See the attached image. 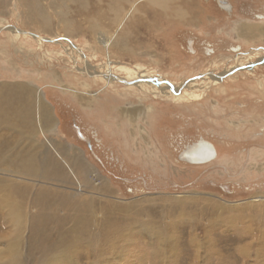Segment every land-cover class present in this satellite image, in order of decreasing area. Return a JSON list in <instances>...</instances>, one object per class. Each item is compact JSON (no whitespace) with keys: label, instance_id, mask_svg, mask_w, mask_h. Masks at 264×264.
<instances>
[{"label":"rangeland","instance_id":"1","mask_svg":"<svg viewBox=\"0 0 264 264\" xmlns=\"http://www.w3.org/2000/svg\"><path fill=\"white\" fill-rule=\"evenodd\" d=\"M84 1L0 0V86L53 90L79 139L70 158L48 141L55 158L26 172L0 158V201L11 185L29 186L18 225L0 206V264L10 240L25 264H48L34 245L45 224L31 219L40 189L93 206L95 244L106 248L92 246L88 260L76 239L75 264H264V0H121L119 23L110 0ZM250 26L262 31L241 29ZM84 60L92 71L109 60L121 80L84 73ZM137 73L180 93L125 82ZM199 139L217 155L190 164L181 154Z\"/></svg>","mask_w":264,"mask_h":264},{"label":"bare ground","instance_id":"2","mask_svg":"<svg viewBox=\"0 0 264 264\" xmlns=\"http://www.w3.org/2000/svg\"><path fill=\"white\" fill-rule=\"evenodd\" d=\"M127 1H129V0H127ZM169 1L170 0H150V3L159 5L161 7H165ZM220 2L225 5L224 7H229V6H227L226 1L221 0ZM83 3H82V5H84ZM109 6L114 11V15H113L114 17H112L114 22L119 23L120 21H122L123 18H121V12H122L121 0H110ZM183 14L184 13H182V16H183ZM124 16H126V15L124 14ZM256 18L262 19L264 17L260 16V14H258V15L256 14ZM241 29L242 30L247 29L248 31H251L252 28L244 27ZM14 31H16L18 33L19 32L23 33L22 30H18V29H14ZM248 33H250V32H248ZM27 34L31 35L30 33H27ZM110 37L111 36H108V35H106V37H105V35H102L98 39L99 40H106V46H109V45L111 46L114 43L111 42ZM38 38L45 40L42 37L40 38V36H38ZM125 39H126L125 36H123L121 41L123 42ZM118 46H119V44H118ZM239 48H241V47H233V48H231V51L237 52L238 50H240ZM84 61L87 62V63H85V67L83 68L84 73H88V74L91 73V75L94 76V78H102V79L106 80L107 83H110L113 79H117L119 81L121 80L119 77L112 75L113 71H112L111 65H113V64L109 60L106 61V64H105L106 67L103 71H92L95 68H93L88 63V60H84ZM125 69L127 70V68H125ZM228 70H230V68ZM128 71H130V70H128ZM212 75H215V74L212 73ZM152 77H150V75L145 74V73H137V75L134 78L126 79L125 82L129 81V80H133V79L135 80L136 79V81L134 83L137 86H141V85L151 86L154 89H160L161 91H163V93L166 92L169 96L179 95L180 92L179 93L177 92L176 87L173 88V86H171V84H168V82L166 83V81H165V84L167 85L166 86L167 90H166V89H164L163 85H162V87H160V85H158L159 84V83H157L158 79L156 80ZM215 77H213L212 80H219L220 79L219 78L220 76L219 77L215 76ZM163 82H164V80H163ZM37 95H38V93H37ZM39 98H40V96H39ZM21 112H23V111H21ZM26 115H27V113H26ZM20 122H22V121H20ZM38 122H39V119H38ZM10 128H11V126H10ZM16 135H18V134L16 133ZM48 141L50 143V144L49 143L48 144L50 146H52L51 145L52 143L50 142V140L47 139V142ZM216 153H217L216 147L211 142L204 140V139H199L194 144H192L189 148L184 150L181 154V157L190 164H204V163L211 162L216 157V155H217ZM12 161H13V164H15L14 167H16L17 169H20V168L26 169L27 168L26 170H23L25 172L34 167L32 164L30 165V163H29L30 159H27V158H16V159H12ZM12 161H11V163H12ZM53 163L56 164L54 161H53ZM63 163L66 165V167L69 169V171L72 174H74L71 165L64 158H63ZM56 169H53L50 172L52 174H54L55 173L54 170H56ZM28 187L27 188L26 187L18 188L17 186L11 185L10 188L7 190V193H8L7 195L12 196L14 199L12 197L8 196V198L6 197L7 199H3L0 201L1 202L0 206L2 207V210H4L6 212V214L8 213L9 216L12 218V221H14L15 224H17V225L20 223L21 218L22 217L24 218V214H23L24 208L26 209V207H25V205H26L25 195H26ZM81 190H82L81 183L77 179L76 191H81ZM35 191H37V190H35ZM46 193L51 195L49 192H47V191L45 192V190L40 189V191L38 192V195L35 196L33 203L37 206V210L35 213L33 212L34 214H33V216H31V219L32 220L35 219L33 221L34 222L36 221V223H38L36 226H40L39 223L45 224V226H44L45 230H46L45 236L42 235V239H39V241L34 244L36 246V250L39 253L40 257L43 256V257H45V259L48 258L45 263L49 264V263H53L56 261H64V262H67L69 264H73L74 263L73 260H75L74 253L77 251V249H79V247L83 246V245H78L79 243H77L75 245L74 242L76 239L79 240L82 237L83 238H82V240L80 239L81 240L80 243L85 244L84 246H85V248H87L84 253H85V257L88 258V260H89V256H91L92 254L94 255V253H96V251L92 250V246L101 247L102 249L106 248V239L102 240L100 238V241H101L100 244H95V240L97 239L95 230L97 228H96L95 223L92 226V222L95 221V219H94V215H95L94 213L95 212H94L93 206H91V202H89V200L87 201L86 205H84V203H74L73 201H72L73 202L72 203L71 201H66L64 195L63 196L61 195L60 197H58L59 195L57 196V193L55 195L57 197H55V198H52V197L45 198ZM16 197H17V199H16ZM62 207H64V209H66V213L64 212L65 214H63L61 216L56 215V212L59 209H61ZM101 208H102V206H101ZM86 213H88V214H86ZM29 216H30V214H29ZM3 217H4V215H3ZM235 217H237V216H235ZM67 222H71V225L66 226ZM97 223H98L97 226L101 227L102 223H100V225H99V222H97ZM20 225H22V224H20ZM34 227H35V225H33L31 227L32 231L35 230ZM15 228L18 229V227H15ZM15 228H14V230H15ZM103 229H104V227H103ZM19 230H20V228H19ZM85 231L87 233H84ZM85 235H87V236L84 237ZM105 237H106V235H105ZM30 238H32V236ZM97 241H98V239H97ZM6 245H7V247H5V250L10 255V261H8L7 264H25V261L22 258L21 252H19L20 242L17 240H10L7 242ZM32 248H33V246H32ZM97 250H98V248H97ZM53 253H54V256H52ZM101 254H103V252ZM95 259L98 260V257ZM43 262L44 261L42 258L35 257V259L32 261V264H42ZM97 263H99V261H97Z\"/></svg>","mask_w":264,"mask_h":264},{"label":"crops","instance_id":"3","mask_svg":"<svg viewBox=\"0 0 264 264\" xmlns=\"http://www.w3.org/2000/svg\"><path fill=\"white\" fill-rule=\"evenodd\" d=\"M250 28V33L262 31L254 26ZM40 90L32 85L0 86V158L47 161L55 158L54 149L66 158L77 156L79 139L75 138L70 124L72 115H64L62 104L48 97L55 94L53 90ZM46 138L54 144V149L48 146ZM64 142L70 143V147Z\"/></svg>","mask_w":264,"mask_h":264}]
</instances>
